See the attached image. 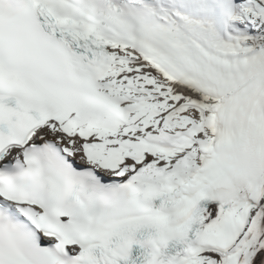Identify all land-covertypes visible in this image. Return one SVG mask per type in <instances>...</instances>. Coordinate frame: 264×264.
Instances as JSON below:
<instances>
[{"label": "snow or ice", "instance_id": "1", "mask_svg": "<svg viewBox=\"0 0 264 264\" xmlns=\"http://www.w3.org/2000/svg\"><path fill=\"white\" fill-rule=\"evenodd\" d=\"M0 264H264V0H0Z\"/></svg>", "mask_w": 264, "mask_h": 264}]
</instances>
